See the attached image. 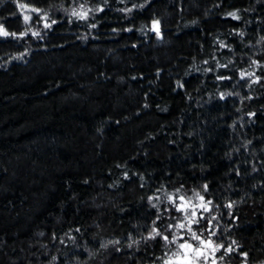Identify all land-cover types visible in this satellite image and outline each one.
<instances>
[{"label": "trees", "instance_id": "1", "mask_svg": "<svg viewBox=\"0 0 264 264\" xmlns=\"http://www.w3.org/2000/svg\"><path fill=\"white\" fill-rule=\"evenodd\" d=\"M0 28V264H165L188 226L264 264V0H0Z\"/></svg>", "mask_w": 264, "mask_h": 264}, {"label": "snow or ice", "instance_id": "2", "mask_svg": "<svg viewBox=\"0 0 264 264\" xmlns=\"http://www.w3.org/2000/svg\"><path fill=\"white\" fill-rule=\"evenodd\" d=\"M18 7L20 8H25L27 7V5H18ZM81 9H83V5L80 6ZM102 10V9H100ZM32 11L39 13V9H35L33 8ZM127 11H131V9H127ZM73 16H77L80 19H86L87 18V13L86 12H77L76 10H73L72 12ZM229 15H231L233 18L238 19L239 17L236 16L235 13H230ZM30 20V17L28 16H24V22L28 23ZM53 23H55V21H53ZM159 21H153V28L150 29L152 31H155L157 36L159 37L160 35V30H159ZM45 27H50V25L45 24ZM93 27H95V25H93ZM0 35L3 36H8L9 33L4 31L2 28H0ZM13 37L16 36L15 33L11 34ZM24 35V33H21V36ZM33 35H38V33H33ZM243 73L241 74V77L243 78ZM259 79V78H258ZM207 186H205L206 188ZM199 195V194H197ZM181 200H183V197H180ZM201 200H203L204 198L201 196L200 197ZM170 202L172 201V198L169 197ZM208 203H211L210 201ZM155 206V205H154ZM202 207H205V210H207L206 205H202ZM228 207H231V205H228ZM177 211H182V207L181 206H177L176 207ZM193 216H195V213H193ZM191 223H198V221H190L189 224ZM172 227H177L179 229H185V224L183 223H179L177 225H169V229H171ZM187 231L191 234L190 236V240H195V241H199L198 245H193L192 243L189 242V240H184L183 237H176L173 240L169 241V237L167 235L162 236V239L165 242L168 243H176V240L179 239L183 242H181L178 246V251L176 253L173 254V257H175V259H173V257H169V259L167 261H165V264H200V261H204V264H207V260H208V254L206 250H211L213 253L216 251H219L221 248H223L222 244H214L211 240H202L201 237L199 235H197V233L195 231L192 230V228L190 226L187 227ZM212 235H215V233H211ZM161 235L160 232L157 229H153V233L150 234L149 238L151 239H155L156 236ZM233 243H235V241H233ZM103 246V245H102ZM203 246V247H201ZM233 251V249L231 247L225 249V253H229ZM246 255V254H244ZM55 259V258H53ZM221 259H223V256H221ZM213 264H215V261H213Z\"/></svg>", "mask_w": 264, "mask_h": 264}, {"label": "rangeland", "instance_id": "3", "mask_svg": "<svg viewBox=\"0 0 264 264\" xmlns=\"http://www.w3.org/2000/svg\"><path fill=\"white\" fill-rule=\"evenodd\" d=\"M25 11H26L25 16L30 17L29 23H30L31 27H33L34 31L40 35L41 34V26L38 25L37 21H35L32 10L28 8V10L26 9Z\"/></svg>", "mask_w": 264, "mask_h": 264}]
</instances>
